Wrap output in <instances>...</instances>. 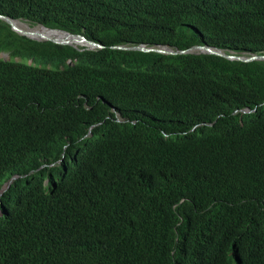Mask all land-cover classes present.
Returning a JSON list of instances; mask_svg holds the SVG:
<instances>
[{
    "label": "trees",
    "instance_id": "16d2710c",
    "mask_svg": "<svg viewBox=\"0 0 264 264\" xmlns=\"http://www.w3.org/2000/svg\"><path fill=\"white\" fill-rule=\"evenodd\" d=\"M0 14L106 47L0 20V264H264V62L112 49L263 54L264 0H0Z\"/></svg>",
    "mask_w": 264,
    "mask_h": 264
},
{
    "label": "water",
    "instance_id": "95a60500",
    "mask_svg": "<svg viewBox=\"0 0 264 264\" xmlns=\"http://www.w3.org/2000/svg\"><path fill=\"white\" fill-rule=\"evenodd\" d=\"M0 20L4 21L8 25H10L13 29L14 32H16L18 35L23 36V37H28L29 39L35 40V41H49L53 42L58 45H70L75 48L78 46L80 47H85L90 50H104L106 47L102 46L100 44H97L95 42H91L88 39H86L83 36L79 35H73L71 33L63 32V31H55V30H50L52 33H61L63 34V39H47L45 36H40L39 38L35 37L33 33H28L24 32L18 27V24L20 21L18 20H13L9 17H5L0 15ZM34 35V36H33ZM57 37V36H56ZM114 50H119V51H128V50H140V51H154L158 53H163V54H170V55H176V54H187L191 53L194 50H197L201 53H206V54H213V55H218L230 60H238V61H243V62H250V61H255V60H264V56H251V57H242V56H235V55H228L225 52L221 50H217L215 48L209 47V46H199L194 49H188V50H174L170 48H155V47H148L146 45H139V46H127V47H112ZM246 112H251V110H246Z\"/></svg>",
    "mask_w": 264,
    "mask_h": 264
},
{
    "label": "clouds",
    "instance_id": "9594fccd",
    "mask_svg": "<svg viewBox=\"0 0 264 264\" xmlns=\"http://www.w3.org/2000/svg\"><path fill=\"white\" fill-rule=\"evenodd\" d=\"M1 15V14H0ZM3 16V15H2ZM6 17V16H5ZM2 21V20H1ZM18 21H20V22H22V23H25V24H27L28 26H30L31 28H37V27H42L44 30H46V31H50V30H55V31H61V30H57V29H50V28H48V27H46V26H44V25H33V24H31V23H29V22H26V21H22V20H18ZM4 22V21H3ZM12 28V27H11ZM13 30V29H12ZM51 32V31H50ZM63 32H66V31H63ZM67 33H69V32H67ZM74 35V34H73ZM40 36H42V35H40ZM39 36V37H40ZM43 36H45V35H43ZM23 37V36H22ZM35 37H37V36H35ZM47 39H56L57 37H52V38H49V37H47V36H45ZM84 37V36H83ZM26 38H28V37H26ZM29 39V38H28ZM87 39V38H86ZM32 40V39H31ZM33 41H35V40H33ZM37 42H49V41H37ZM91 42H93V41H91ZM51 43H53V42H51ZM96 43V42H95ZM55 44V43H54ZM97 44H99V43H97ZM58 45V44H57ZM100 45H102V44H100ZM67 46H70V45H67ZM102 46H104V45H102ZM128 46H131V45H128ZM133 46H139V45H133ZM147 46V45H146ZM199 46H209V47H212V48H215V49H217V50H221V51H223V52H225V50H223L222 48H218V47H215V46H210V45H195V46H193V47H190V48H187V49H185V50H188V49H194V48H196V47H199ZM116 47H122V46H116ZM148 47H150V46H148ZM151 47H155V48H159V47H161V48H170V49H174L175 51L176 50H179V49H175V48H172V47H170V46H166V45H163V46H160V45H158V46H151ZM150 47V48H151ZM77 48H83V49H87V50H90V49H88V48H85V47H80V46H78ZM106 49V48H105ZM98 50H100V49H98ZM114 50V49H113ZM117 51H119V50H117ZM128 51H140V50H128ZM144 52H146V51H144ZM148 52H154V51H148ZM158 53V52H157ZM226 54H228V55H235V56H242V57H251V56H264V53L263 54H252L251 52H245V53H236V52H234V51H229V53H227V52H225ZM161 54H163V53H161ZM187 54H206V53H201V52H199V51H197V50H194V51H192L191 53H187ZM6 55V57L5 58H3L4 60H7L8 59V61H9V55H7V54H5ZM165 55H170V54H165ZM176 55H180V54H176ZM211 55H213V54H211ZM218 56V55H217ZM224 58V57H223ZM227 59V58H226ZM230 60V59H229ZM232 61H238V60H232ZM240 62H243V61H240ZM250 62H264V60H255V61H250ZM250 62H244V63H250ZM30 64H33V62H30ZM246 110H251V112H246ZM255 111H257V109L256 110H252V109H250V108H247V109H245V110H243V112L244 113H252V112H255ZM18 179V176H13V177H11L10 179H9V181H10V183H13V182H15L16 180ZM3 192H4V190H3V187H1L0 188V195H2L3 194ZM0 214H2V210L0 209Z\"/></svg>",
    "mask_w": 264,
    "mask_h": 264
},
{
    "label": "bare ground",
    "instance_id": "6f19581e",
    "mask_svg": "<svg viewBox=\"0 0 264 264\" xmlns=\"http://www.w3.org/2000/svg\"><path fill=\"white\" fill-rule=\"evenodd\" d=\"M18 27L21 30H23L24 32L33 33L34 35L37 36V38H39L40 35H45V36H47L49 38H52V37H56L57 36V38L63 39V34H61V33H52L50 31L44 30L42 27L31 28L30 26H28L27 24L22 23V22H20L18 24Z\"/></svg>",
    "mask_w": 264,
    "mask_h": 264
},
{
    "label": "rangeland",
    "instance_id": "374dc122",
    "mask_svg": "<svg viewBox=\"0 0 264 264\" xmlns=\"http://www.w3.org/2000/svg\"><path fill=\"white\" fill-rule=\"evenodd\" d=\"M1 57L5 58V57H6V55H2ZM7 60H8V59H7Z\"/></svg>",
    "mask_w": 264,
    "mask_h": 264
}]
</instances>
